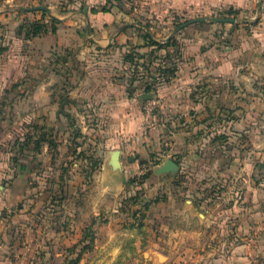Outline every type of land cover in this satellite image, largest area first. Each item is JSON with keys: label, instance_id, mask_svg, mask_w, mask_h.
Instances as JSON below:
<instances>
[{"label": "crops", "instance_id": "0c3cea01", "mask_svg": "<svg viewBox=\"0 0 264 264\" xmlns=\"http://www.w3.org/2000/svg\"><path fill=\"white\" fill-rule=\"evenodd\" d=\"M9 1L14 0H5V3ZM19 1L21 4L16 5L17 12L23 15L21 22L34 19L48 27L53 26L52 18L58 19L54 29L35 35V42L43 45L47 42L56 47L78 43L82 49L130 43L147 49L151 48L147 35L162 42L155 33L166 26L158 28L148 26L146 19L136 20L142 15L158 18L168 12L180 17L201 12L205 13L202 16H209V11L216 13L231 7L239 11L238 15L250 14L236 22L229 43L211 42L202 46L198 35L183 36L187 45L185 56H191L178 60L176 73L157 86L160 99L163 95L162 127L158 123L143 130V115L108 108V103L104 105L108 113L106 125L112 134L103 147L100 173L104 189L115 196L126 195V190L133 186L127 184L124 151L132 144L150 147L155 143L154 147H160L153 155L159 160L155 162V170L171 158L179 164L180 175L198 180L199 187L196 190L187 185L173 187L157 203L145 198L150 204L149 211L154 207L158 212L155 216H159V220H153L157 222L154 226L175 234L179 231L177 218L185 219L188 213L197 216L201 223L211 220L218 225H232L237 232L218 234V240L243 242L229 247V257L223 264H235L239 262L237 258L264 252V0H260V11L259 0ZM127 2L133 4L128 6L130 9L123 5ZM37 5H46L51 11L23 8ZM162 6L169 9L164 10ZM125 17L132 20H124ZM24 37L23 34L18 38L23 40ZM135 97L132 101L137 103ZM158 135H161L159 140ZM117 149L121 166L114 168L112 155ZM5 165L0 158V264H29V259L39 256L41 251L61 256L63 245L70 242L74 245L90 230L91 212L96 218L107 211V203L103 201L98 206L91 202L90 191L83 192L84 188L75 201L69 197L67 202H53L49 206L39 202L34 206L27 202L21 204L24 196V192L18 190L21 188L4 183L9 174ZM155 175L159 176L156 171ZM169 175L174 177L173 173ZM129 207L135 209L137 205L129 204ZM45 210H52L53 215H45ZM82 214L86 215L83 220ZM73 216L80 217L76 221ZM68 218L77 223L79 234L70 233L63 225ZM252 226H257V231L250 232ZM46 239L51 245L45 249Z\"/></svg>", "mask_w": 264, "mask_h": 264}, {"label": "rangeland", "instance_id": "374dc122", "mask_svg": "<svg viewBox=\"0 0 264 264\" xmlns=\"http://www.w3.org/2000/svg\"><path fill=\"white\" fill-rule=\"evenodd\" d=\"M8 3L0 0V158L9 170L4 183L21 188L18 189L24 192L21 204L27 202L34 206L39 202L49 206L53 202H67L69 197L75 201L83 188V192L90 191L91 202L98 206L103 201L107 203V211L96 218L91 212L92 226L83 234L84 237L86 233V240L84 237L74 245L70 242L61 246L64 250L61 256L41 251L39 256L29 259V264H223L229 257V247L243 242L218 240V234L237 232L232 225H218L211 220L201 223L203 221L197 216L188 213L185 219L177 218L175 223L179 231L175 234L154 226L157 222L153 220H159V216H155L158 212L154 207L149 211L150 204L145 198L157 203L155 200L164 198L173 187L187 185L191 190L199 187L198 180L185 178L179 171L173 173V178L170 172L156 177L155 162L159 160L153 155L159 151V145L134 147L132 144L124 151L127 184L133 186L126 190V195L115 196L104 189L100 172L103 147L112 134L106 125L108 113L104 105L108 103V108L144 116L143 104L156 96L160 103L154 111V123L143 121L142 128L145 130L158 123L162 127L163 95L160 99L157 86L167 74L158 68L164 69L163 65L170 62L178 67V60L191 56H185L187 45L183 36L198 35L202 46L211 42L222 44L232 40L235 29L231 22H187L201 17L233 16L221 11H209V16L199 12L180 18L168 12L158 18L142 15L136 20L146 19L148 26H166L155 33L162 42L182 25L177 23H187L172 36L175 38L172 50L154 47L151 51V48L143 49L131 43L82 49L78 43L56 47L47 42L39 44L34 37L19 39L28 28L20 25L23 15L17 12L16 4L21 2ZM123 5L129 9V5L133 6L131 2ZM247 16L250 14L235 18L241 21ZM190 25L193 27L185 29ZM51 28L49 25L46 31ZM149 87L151 91L147 92ZM148 94L152 96L145 98ZM133 97L138 104L132 101ZM62 100L70 116L61 111ZM160 136L156 138L159 140ZM129 204L137 207L131 209ZM33 214L36 217V211ZM44 214L53 215L52 210H45ZM73 217L76 221L79 218ZM63 225L70 233H80L77 223L70 222L69 218ZM255 231L257 226H252L250 232ZM50 245L46 239L45 249ZM237 260L235 264H264V252Z\"/></svg>", "mask_w": 264, "mask_h": 264}, {"label": "trees", "instance_id": "16d2710c", "mask_svg": "<svg viewBox=\"0 0 264 264\" xmlns=\"http://www.w3.org/2000/svg\"><path fill=\"white\" fill-rule=\"evenodd\" d=\"M93 11H96V9H93ZM43 12L46 13L45 11H43ZM221 13L227 14V16L237 17L239 11L231 7L229 9H227V10L221 11ZM52 21H53L52 29H54L55 28V24L54 23H56L58 21V19L54 17V18H52ZM183 23H185V22L177 23V25L179 26V25H181ZM235 24L236 23H233V25H235ZM20 25H21V27H26V28L28 27L27 31L23 32V34L25 35L26 38L34 37L35 35H38V34L44 32V31H46V28H47L46 24L45 23H41L39 20L26 21V22H23V24H20ZM147 37L150 39V44L149 45L151 46V51H154L153 50L154 47H157V48H166V47L170 48L171 46L175 45V43H174L175 38L174 37H171L169 40H167L165 42H160V41L154 40L153 38H150L148 35H147ZM150 53L151 52H149V54ZM142 56H144V53H143ZM163 68L164 69L158 68V70L163 71L165 74H167L163 81L170 79L177 71L176 63H174V62H170V64L165 63L163 65ZM152 77L154 78V76H152ZM157 78L158 77L155 76V80ZM163 81H159L158 84L162 83ZM149 91H151L150 87L147 89V92H149ZM60 104H61V111H64L67 116H70V112L65 110V108H64L65 102L62 100L60 102ZM155 201H158V199H156ZM85 237H86V233H85Z\"/></svg>", "mask_w": 264, "mask_h": 264}, {"label": "water", "instance_id": "95a60500", "mask_svg": "<svg viewBox=\"0 0 264 264\" xmlns=\"http://www.w3.org/2000/svg\"><path fill=\"white\" fill-rule=\"evenodd\" d=\"M24 9H28V10H33V9H43V10H46V11H51V9L46 6V5H37V6H32V7H23ZM261 9V1L259 0L258 2V11H260ZM207 21V20H211V21H215V22H237L238 19L235 18V17H213V18H210V17H201V18H197V19H192L190 20L189 22L187 23H190V22H194V21ZM186 23V24H187ZM186 24H182L181 26H179L178 28H176L175 30H173V32L166 38V40H169L181 27L185 26ZM152 95L151 94H148L146 96H144L145 98H149L151 97ZM119 157H120V150H114L113 151V155H112V160H113V166L114 168H118L121 166V163H120V160H119ZM179 170V164L174 161L173 159L171 158H168L166 159L160 166H158L156 168V173L158 174H162V173H166V172H170V173H175Z\"/></svg>", "mask_w": 264, "mask_h": 264}, {"label": "built area", "instance_id": "2783aa9c", "mask_svg": "<svg viewBox=\"0 0 264 264\" xmlns=\"http://www.w3.org/2000/svg\"><path fill=\"white\" fill-rule=\"evenodd\" d=\"M160 100L156 96H154L151 99H148L143 104V110H144V121L147 123H154V111L155 108L159 105Z\"/></svg>", "mask_w": 264, "mask_h": 264}]
</instances>
